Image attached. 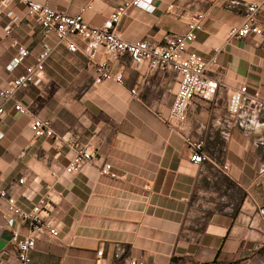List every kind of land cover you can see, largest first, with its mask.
I'll use <instances>...</instances> for the list:
<instances>
[{"label":"crops","instance_id":"crops-1","mask_svg":"<svg viewBox=\"0 0 264 264\" xmlns=\"http://www.w3.org/2000/svg\"><path fill=\"white\" fill-rule=\"evenodd\" d=\"M29 1L68 15L90 6L83 19L99 26L129 0ZM249 1L150 0V9L129 8L116 25L123 39L158 46L167 37L184 34L189 19L203 13L202 30L190 49L205 61L215 58L207 66L213 83L205 97L191 103L182 132L159 117L174 99V71H136L128 57H105L99 47L95 63L107 61L122 75L123 85L95 84L94 65L84 57L81 39H72L78 51L70 53L66 43L44 35L25 5H0V88L33 63L43 44L52 47L34 82L13 100H0V187L25 212L45 199L40 217L58 233L55 238L45 229L37 234L29 264H93L99 249L100 264L128 259L146 264H264V215L259 214L264 209V114L227 111L231 92L242 84L264 96V8L257 15V35L227 37L230 27L241 24L242 4ZM14 44L29 55L8 71L16 55ZM14 102L28 114L14 112ZM32 117L48 119L53 137L33 138ZM183 135L203 142L207 161L189 162ZM73 141L87 148L95 166L67 174ZM103 163L118 178L101 176ZM12 232L26 236L29 224L9 214L0 200V264H18L9 244Z\"/></svg>","mask_w":264,"mask_h":264},{"label":"built area","instance_id":"built-area-1","mask_svg":"<svg viewBox=\"0 0 264 264\" xmlns=\"http://www.w3.org/2000/svg\"><path fill=\"white\" fill-rule=\"evenodd\" d=\"M19 2L25 5L26 14L33 19L42 29L44 35L53 34L56 41L66 43V48L70 53L78 51L73 38H79L84 42L83 54L86 60L94 65V83L100 84L103 81H114L123 85V78L120 73L114 72L109 67L107 61L95 63L98 48L103 51V55H115L116 57H128L133 69L139 71L143 67L148 70L169 68L178 75L177 88L172 104L166 114H160V119L171 125L172 128L182 132V125L185 123L188 109L194 99L205 97L211 88L213 80L207 75V66L216 63L215 58L205 61L197 52L190 49V44L195 40L196 33L202 30L203 13L194 14L186 24V31L182 35L170 36L164 39L161 45L155 46L146 40L127 41L115 30L119 21L127 15L129 8L150 9V0H129L114 8L99 26H90L83 19V13L89 10L90 6H85L74 15H68L52 9L45 3H37L29 0H1V6L8 3ZM231 5H238L236 1H231ZM170 9L174 4L168 6ZM242 22L239 26L230 27L227 32L228 38L242 39L250 35L259 33L257 15L264 8V0H253L242 4ZM16 55L7 65V70L12 71L28 57L29 51L24 47L14 44ZM218 49H214L216 53ZM52 47L43 44L31 65L25 66L18 76L12 78L5 88H0V100L4 103L14 99V95L29 87L42 72L44 63ZM130 94L137 97V91L130 89ZM12 109L19 115L28 114L27 108L18 102H14ZM246 109H250L255 115L264 114V96L256 90L249 91L247 86L242 84L233 90L227 101V111L231 115H238ZM4 114V109L0 105V116ZM29 129L33 138L53 137V132L48 119L32 117ZM184 141L190 148L189 162L195 165L208 160L204 153L202 141L193 140L185 136ZM73 156L64 169V172L71 174L82 166L94 167L92 154L76 141L71 143ZM223 171L227 166L221 167ZM101 176L116 179L118 176L113 172L109 163H103L98 168ZM54 173H52L53 175ZM21 182V181H20ZM60 195V194H58ZM0 200L5 202L7 212L17 217L21 222L29 224L30 233L20 236L12 232L9 244L16 253L18 264H29V253L35 247L37 234L45 229L50 237H57L56 229L49 223H44L40 217L42 208L46 205L45 199L38 200L28 212L22 211L13 197L0 187ZM260 215H264V209L259 210ZM96 260L93 264H100L102 251L96 252ZM124 264H146L142 259H128Z\"/></svg>","mask_w":264,"mask_h":264}]
</instances>
